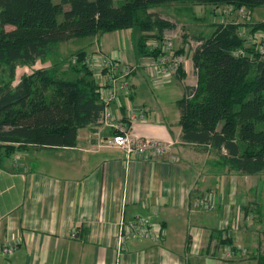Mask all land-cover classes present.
I'll list each match as a JSON object with an SVG mask.
<instances>
[{
  "label": "crops",
  "instance_id": "1",
  "mask_svg": "<svg viewBox=\"0 0 264 264\" xmlns=\"http://www.w3.org/2000/svg\"><path fill=\"white\" fill-rule=\"evenodd\" d=\"M176 26L164 31L175 41ZM117 31L124 34L115 37ZM142 33L121 29L90 36L93 46L82 50L136 65L131 94L118 96L111 109L123 120L135 113L132 135L170 141L172 148L152 160L127 161L122 149L107 143L112 131L95 121L77 130L72 146L31 147L11 156L0 150V242H16L10 254L0 252V264H115L121 213L149 216L153 226L151 239L127 243L118 264H259L264 172L228 173L215 163L211 149L181 140L177 100L197 82L193 49L176 47L181 67L161 78L153 59L137 53ZM37 63L33 69L49 66ZM206 191H215L217 206L191 209L190 202ZM72 230L76 237L70 236ZM225 243L245 252L224 257Z\"/></svg>",
  "mask_w": 264,
  "mask_h": 264
},
{
  "label": "trees",
  "instance_id": "2",
  "mask_svg": "<svg viewBox=\"0 0 264 264\" xmlns=\"http://www.w3.org/2000/svg\"><path fill=\"white\" fill-rule=\"evenodd\" d=\"M170 2L227 5L249 14L264 6V0H0V65L8 67L7 79L0 78L4 156L31 147L72 146L77 130L95 122L103 109L100 87L82 49L66 69L36 68L14 84L16 65L33 66L56 56L64 64L56 50L60 43L121 29L143 32L137 41L138 55L157 57L159 49H150L148 40L160 41L164 31L176 25L150 9ZM212 27L209 35H192L200 42L191 55L197 82L177 100L181 140L211 149L215 163L228 173L260 174L264 172V53L245 47L238 28L252 35L264 32V20L219 22ZM259 264H264V255Z\"/></svg>",
  "mask_w": 264,
  "mask_h": 264
},
{
  "label": "built area",
  "instance_id": "3",
  "mask_svg": "<svg viewBox=\"0 0 264 264\" xmlns=\"http://www.w3.org/2000/svg\"><path fill=\"white\" fill-rule=\"evenodd\" d=\"M223 8H227L229 12L233 11L232 7L227 5L214 7V10L216 12ZM234 11H238L242 18L249 14V11L244 8ZM244 31L246 30L243 27L238 28L239 34L245 37V47H255L260 53H264V32L258 31L252 35ZM174 38L172 34H165L160 41L149 43L151 49L158 48L160 51L157 57H149L153 59L152 63L161 78H169L176 75L181 67L182 57L175 54L173 49ZM194 43L196 46L200 42L195 41ZM243 54L247 55L246 52H243ZM73 59L76 60V57L73 56ZM85 62L93 73L95 83L100 87L98 98L103 105V109L96 121L112 131L107 143L122 149L127 161L132 157L152 160L168 152L173 146L170 141L138 137L131 134L130 121L135 116V113H129L128 117L123 120L121 117L116 116L111 109L112 102L118 96L128 97L131 94L132 70L136 68V65L113 59L102 53L98 56L86 55ZM217 203L216 195L213 192L206 191L198 198L193 199L190 202V207L195 210L211 211L217 206ZM116 224L113 249L116 256L115 264H118L126 250L127 243L152 238L151 228L153 223L149 216L143 214L126 217L121 213ZM70 236L76 237L77 231L72 230ZM15 247V240L10 244L0 242V252L2 254H10ZM235 251H238V253L245 252L244 249L232 247L227 243L221 247V255L224 257L232 256Z\"/></svg>",
  "mask_w": 264,
  "mask_h": 264
},
{
  "label": "rangeland",
  "instance_id": "4",
  "mask_svg": "<svg viewBox=\"0 0 264 264\" xmlns=\"http://www.w3.org/2000/svg\"><path fill=\"white\" fill-rule=\"evenodd\" d=\"M188 6L191 8H189ZM151 10L158 11L162 14V16L169 18L171 21L174 20L177 22V26H176L177 29L175 32L178 33L179 39H176V41L175 38L173 39V49L175 54H176V49L178 48V46H181V44L182 45L184 44V46H182L184 47V51L190 52L195 46L194 43L195 41L192 38V35H204V36L207 35L210 32V30L213 29L212 26L214 23L236 22V21L258 22L264 20V6L254 7L251 13L248 14L245 18H242L238 14V11L229 12L227 8L219 9L215 12L212 6H207V5L195 6V5H187L180 2H170L166 4H160L152 7ZM186 29H189V32L186 33ZM123 34L124 31L123 32L117 31L113 35H115V37H119V35H123ZM166 34H170V33H166ZM91 40H93V38L88 36L78 37L73 40L67 41L66 43L63 42L62 44H59L56 50L60 58L61 59L63 58L64 61L66 62L65 64H67L69 60L71 61L73 59V54L78 49L83 48L85 51L90 50V48L93 46ZM88 43L91 44L88 45ZM111 57L115 58L116 55H112ZM59 61L60 60L56 56L48 61H45L44 63L41 62L37 63V66L49 65L47 68L53 66L54 68H56V71L59 72L62 70V67L64 66V64L61 63L59 64L58 63ZM34 67L35 65L34 66H27L21 64L16 65L14 72L15 79L13 83L15 84L21 75L31 72ZM135 69L132 71L134 72ZM7 73H8V67H6L5 65H0V78L7 79ZM213 193L215 194V191H213Z\"/></svg>",
  "mask_w": 264,
  "mask_h": 264
}]
</instances>
